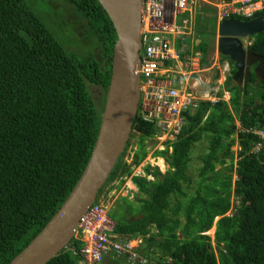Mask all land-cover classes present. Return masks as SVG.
Segmentation results:
<instances>
[{
  "label": "trees",
  "instance_id": "1",
  "mask_svg": "<svg viewBox=\"0 0 264 264\" xmlns=\"http://www.w3.org/2000/svg\"><path fill=\"white\" fill-rule=\"evenodd\" d=\"M260 16L264 9L253 18ZM203 29H196L200 38ZM249 38L247 48L264 57V34ZM116 40L113 24L96 0H0V264H8L43 230L87 167L110 87ZM213 43L203 39L198 49L213 57ZM220 58L235 73L234 63ZM157 64L161 72L170 68L169 61ZM226 88L228 103L199 102L194 111L181 113L176 141L165 142L163 151L151 155L164 160L166 173L149 164L144 168L153 182L132 177L160 133L158 119L142 112L141 93L126 149L95 203L103 200L105 187L123 177L147 197L137 199L136 210L123 199L128 213L135 212L117 223L115 233L127 239L143 236L150 248L160 240L161 258L149 264H264V137L258 134L264 130V78L251 74L244 90L229 78ZM133 139L136 149L127 164L124 157ZM205 140L199 182L187 194L191 154ZM236 143L242 150L234 171ZM257 144L262 146L255 149ZM216 165L222 169L215 171ZM216 219L214 248L205 234ZM82 243L76 237L70 243L73 251H62L47 264H77Z\"/></svg>",
  "mask_w": 264,
  "mask_h": 264
},
{
  "label": "water",
  "instance_id": "2",
  "mask_svg": "<svg viewBox=\"0 0 264 264\" xmlns=\"http://www.w3.org/2000/svg\"><path fill=\"white\" fill-rule=\"evenodd\" d=\"M113 24L117 40L113 66L98 137L90 160L78 183L43 230L8 264H47L70 251L78 223L95 203L118 159L124 153L141 98L143 0H96ZM264 34V16L249 21L226 19L219 27L218 51L235 63L233 82L245 88L249 68L264 73V57L244 50L241 39Z\"/></svg>",
  "mask_w": 264,
  "mask_h": 264
},
{
  "label": "built area",
  "instance_id": "3",
  "mask_svg": "<svg viewBox=\"0 0 264 264\" xmlns=\"http://www.w3.org/2000/svg\"><path fill=\"white\" fill-rule=\"evenodd\" d=\"M195 1L145 0L143 7L139 73L146 81L143 84L141 82L142 112L148 113L150 118L158 119L160 133L155 138L156 143L176 140L183 126L182 111L188 106H194L196 102L189 92L191 90L180 91L156 81L157 77L169 73L159 71L158 61H180L179 51L175 46L178 43L184 47L185 41L192 35ZM169 3L171 10L168 12L166 5ZM217 3L220 21L230 17L250 19L264 7V0H217ZM197 86H200V82ZM212 91L217 92L216 89ZM259 134L264 137L263 132ZM114 228L115 224L106 210L100 205H93L78 223V231L84 239L78 264H104L112 253L117 258L130 256L135 259L133 250L136 245L123 238L120 242H115L110 236L114 234Z\"/></svg>",
  "mask_w": 264,
  "mask_h": 264
},
{
  "label": "rangeland",
  "instance_id": "4",
  "mask_svg": "<svg viewBox=\"0 0 264 264\" xmlns=\"http://www.w3.org/2000/svg\"><path fill=\"white\" fill-rule=\"evenodd\" d=\"M199 1L200 0H196L195 1V4H194L193 8H195L197 10L196 11L197 12V16L200 13V11L205 10V12L202 14L203 18H205L204 22L207 23L208 26H211L209 28V30H213V32H211L210 34L213 35L214 38H215V35H217L216 39H218V32L214 31V28H215L216 25H214V22H213V17H214V13L213 12H215V10L211 7V6H213V7L218 6L217 0H205V1H208L210 3V4H208L209 6L207 4H203V3H201V5L199 6ZM166 9H167L168 12L171 10L170 3L166 5ZM263 9H264V7H263ZM196 28H197V31H198V29H200V28L202 29L203 26L200 23H198ZM196 28H195V30H196ZM189 44H190L189 41L185 42L186 46H188ZM244 44H245V46H247L249 44V38L244 39ZM177 49L182 53L181 46L179 44H177ZM187 51H190V50H187ZM213 51H214V49H213ZM187 54L188 55H192L190 52H188ZM216 55L217 54H215V51H214L213 57L210 59V63L211 64H210L209 71H217L218 72V70H219L218 65L217 64L214 65V61L216 59ZM181 59H182V61L185 64L187 63L186 56L184 54H181ZM220 62L222 64L229 63L227 60H223L221 58H220ZM217 72L215 74H217ZM215 74H213L212 81L215 80L216 82H219V83L222 82V79H219L217 77V75L215 76ZM197 76L199 77V74H197ZM229 77H230V73H229V70H228L227 78H229ZM193 78H195V76ZM164 79H167V78H164ZM249 79H250V77L247 78V81ZM168 81H169V79L166 80L165 82H168ZM212 87H214V86H212ZM242 90H244V89H242ZM93 91H94V94L96 96H98V93H100V91L97 90V89H94ZM210 104H212V103H210ZM187 109H185L184 111H191V112L194 111L191 108H189L188 110ZM184 111H182V113ZM208 116H209V114L207 113L206 117L208 118ZM181 118L183 119L184 116H182ZM136 143H137V139H133L131 141V146L126 151V154H125V157H124V161L127 164H130L131 161H132V154H133L132 150L136 149ZM236 147H237V145H234L233 150H232L233 152L236 150ZM164 148H165V146L162 144V142L161 141H157V143L155 144V147L151 150L150 154L148 155V158H151V155H152V153L154 151H156V150L160 151V150H163ZM255 148L258 149L259 145H256ZM149 149H151V148H148V150ZM241 150H242L241 146H238V150L236 151L237 153L234 156V160H233L234 171L237 168V162H238V159H239L238 158V154H239V151H241ZM169 152H171V151H169ZM205 153H207V141L206 140L201 142V143H199L192 151L191 161L189 163V171L191 172V175H193V177H192V185H191V187L185 189L187 194H193L195 188H197V184L199 182L198 172H199V169L201 168L200 158ZM160 161H162V160L161 159H154V158L147 159L146 161H144L139 167H137V170H140L139 171V176L146 175L144 173V168L148 165V163L152 167H158V169H159L161 174L166 173V171L168 169L167 165L165 164L164 168H163V166L161 167L160 166ZM151 163H153V164H151ZM161 163H163V161ZM228 163H229V161L227 160V164L226 165H228ZM221 169H222V167L220 165H216L215 171H220ZM127 180H129L128 177L118 178L115 181L111 182L107 187H105L104 192L101 193V195H103V200L100 199L101 202H99V203L101 205H103L104 209L107 210V208H108L109 216L117 223H119L121 221V219H123V218L125 220L130 219L133 216L134 212H135V211H133L132 214L128 213V210L124 206L127 203H126V201H123V199H126L129 202L128 204L133 205L132 206V210H136V208L139 206V203H138L137 199L138 198H142V199H146L147 198L145 195L140 194L139 191L135 187H133L132 185H129V187H127V184H128ZM236 180H237V175L233 172L232 181L235 182ZM124 186H125V188H124ZM174 199H176V198H173V200ZM179 200H182V199L179 198ZM231 201H232V205H233V202H235V198L233 196L231 197ZM231 215H232V213H231V210H230V212L227 213L226 216H231ZM171 217H172V215H171ZM183 217H184V214H180L179 213L177 219H179L183 223L184 222V218ZM138 219H141V216H138L137 220ZM218 220L219 219H216L214 221V224L211 227V229L205 234V235H207L210 238V243H211V245L214 248H215V243H214L215 229H216V223H217ZM152 229H153L152 231L155 232V228L152 227ZM155 234H156V232L153 235H155ZM177 234L179 235L178 231L176 232V235ZM116 236H117L116 233L115 234H111V237H116ZM141 237H143V236H141ZM146 238H148V237H146ZM154 241H155V246H152V248H150V246H148V244L146 243V241L144 240V237H143V241L138 246V249H139L140 253L143 254L144 256H146V259H147L148 263L149 262L150 263H154L155 259L157 257L161 258V255H160L161 253L158 250L159 248L157 247V245L161 241L160 240L159 241L154 240ZM147 247H148V251H147Z\"/></svg>",
  "mask_w": 264,
  "mask_h": 264
},
{
  "label": "crops",
  "instance_id": "5",
  "mask_svg": "<svg viewBox=\"0 0 264 264\" xmlns=\"http://www.w3.org/2000/svg\"><path fill=\"white\" fill-rule=\"evenodd\" d=\"M203 4H210L208 1L203 0L202 1ZM201 4H199L200 6ZM209 6V5H208ZM215 12L214 13V17H215V21L214 24L216 25L214 28V31L219 32V21L217 19V6L213 7L211 6ZM197 10L195 9V12ZM205 12V10H203V13ZM211 13V12H210ZM192 16V14H190ZM205 21V18H202ZM203 21H200V24H202ZM197 27V25H196ZM194 27V28H196ZM204 27V32L205 35L203 38H200L199 36H197V33L194 31H191L192 35L189 37V39L187 41H189V45L187 46L188 49L181 47L182 50V54H184L186 56V61L187 63L185 64L182 59L178 62H175L168 70V74L165 76V78H169L168 82H165L166 79H162L161 82H163V84H165V86H170V87H175L177 89H179L180 91H183V89H188L191 90L189 91L190 94L192 95L193 99L196 100L195 105L194 106H188L187 108H191L192 110H195L197 108V105L199 102H207L206 100H208L210 98V96L212 95V91L211 89H214L213 86V74H215V71H209L210 69V59L212 57H209L208 55H205L202 51H200L198 49V47L202 44V40L204 39L205 42L208 43V45H210V41L211 39L213 41H215L213 35H211L210 33L213 32V30H209L208 35L206 34V29L207 27H209L207 25V23H205L203 25ZM197 29V28H196ZM208 40V41H207ZM217 42V41H216ZM218 43V42H217ZM215 51L216 55V59L214 61V65H218V60L220 59V54L218 51V44L216 45V47H213ZM190 50V51H187ZM190 52L192 55H188L187 53ZM191 64V65H190ZM197 74H199V77L197 76ZM204 75V76H203ZM195 76V78H193ZM202 80L200 82V86H197V83ZM195 85V86H194ZM187 87V88H186ZM198 101V102H197ZM187 109V110H188ZM176 141V140H175ZM173 141V142H175ZM170 142V141H167ZM165 143V142H164ZM162 143L164 146L165 144ZM172 143V142H170ZM172 147L169 146L168 150L172 152ZM165 149V148H164ZM163 149V150H164ZM160 150V151H163ZM169 152V153H171ZM162 160V159H161ZM163 164L165 167V162L164 160ZM168 168V166H167ZM168 170V169H167ZM139 171L140 170H134L132 177H136L139 176ZM142 177H145L147 179V181L153 182V177L152 176H147L144 175ZM127 187H129V185H132L133 187H135L138 190V187L132 183L131 179L129 178V180H127ZM130 183V184H129ZM125 188V186H124ZM124 219V218H123ZM117 237V236H116ZM115 237V240H117ZM136 239V238H135ZM134 245H136V247L138 246V242L134 243ZM139 253V249L137 251ZM141 254V253H139ZM143 255V254H141ZM140 261L143 262L144 264H147V260L145 258V256H141ZM119 262V261H118ZM112 264L111 260H110V256L108 258L105 259V263L104 264ZM119 263L121 264H125L124 261H120Z\"/></svg>",
  "mask_w": 264,
  "mask_h": 264
},
{
  "label": "clouds",
  "instance_id": "6",
  "mask_svg": "<svg viewBox=\"0 0 264 264\" xmlns=\"http://www.w3.org/2000/svg\"><path fill=\"white\" fill-rule=\"evenodd\" d=\"M201 4V3H200ZM144 5H145V0H143V7H144ZM200 13L201 14H203V11H200ZM200 13L198 14V16H197V12H195V15H194V17H193V21H192V31H194V32H196V30H195V28L194 27H196V25L198 24V19H197V17H199L200 16ZM201 18H203V16L201 15ZM142 19H143V8H142ZM217 19H218V16H217ZM226 19H236L235 17H230V18H226ZM226 19H224V20H222V21H220L219 19H218V21H219V25H218V27H220V25L222 24V22L223 21H225ZM238 19H240L241 21H244V20H242V18H238ZM254 19V18H253ZM202 21L204 22V20L202 19ZM205 23V22H204ZM219 30V29H218ZM244 39H246V38H244ZM244 39L242 38L241 39V42H242V46H243V49L246 51L247 50V46H250L251 45V42H249V44L247 45V46H245V44H244ZM251 39L249 38V41H250ZM186 42V41H185ZM181 47H183V46H181ZM184 48H186V49H188V47L186 46V45H184ZM175 49L176 50H178L177 49V45L175 46ZM249 50V49H248ZM247 50V51H248ZM179 51V50H178ZM251 51V50H250ZM181 52L179 51V55H180V60H181ZM221 55V54H220ZM255 55V54H254ZM222 56V55H221ZM224 57V56H223ZM230 60V59H229ZM174 63H170V65H169V67H171L172 65H173ZM218 64H219V70H218V72L217 71H215V73L217 72V74H215V76L217 75V77L219 78V79H222V82H216L215 80H213V88L214 89H216L217 90V92L216 93H214L213 91H212V89H211V91H212V95L210 96V98L208 99V100H206L207 102H210V103H212V104H215V103H217V102H219V101H224V102H229V100H230V93L228 92V90H227V88H226V86H227V81H228V79L229 78H231V83H232V85H235V86H237L234 82H233V76L235 75V73H236V67H235V63H234V67H235V73H232L231 74V69H230V63H226V64H222L221 62H220V59L218 60ZM255 65H253V66H251L250 68H249V70L252 68V67H254ZM228 70H229V73H230V77L229 78H227V72H228ZM256 75V74H255ZM248 77H250V72H249V75H248ZM257 77V76H256ZM255 77V78H256ZM260 77H262L261 79H263L264 78V74H262V76H260ZM259 77V78H260ZM202 80H200L199 82H201ZM248 82V81H247ZM202 83V82H201ZM246 86H247V83H246V85H245V88L243 87V88H239L238 86V88L239 89H246ZM227 96V97H226ZM198 102V101H197ZM259 131V133L260 132H263L264 133V130H258ZM258 133V134H259ZM260 135V134H259ZM155 143H156V141H155ZM235 145H237V143L235 144ZM257 145H259V148L262 146V145H260V144H257ZM239 146V145H238ZM238 146L236 147V150L234 151V153H235V155H236V151L238 150ZM258 148V149H259ZM256 149V148H255ZM232 150H233V148H232ZM165 174V173H164ZM153 181H154V179H153ZM73 190V189H72ZM67 199V198H66ZM93 205H100V206H102L103 207V205H101L100 203H94ZM92 205V206H93ZM91 206V207H92ZM90 207V208H91ZM106 210V209H105ZM106 212H107V214H108V217L114 222V224H115V228H116V225H117V222H115L110 216H109V212H108V208H107V210H106ZM115 228H114V234H115ZM111 236V235H110ZM76 237H78V238H81V240H82V242L84 241V239L81 237V235H80V233H79V231L77 230V233H76ZM75 237V238H76ZM74 238V239H75ZM115 242H120V239H122V238H119L118 236L116 237V239L117 240H115V237H111ZM136 238V239H135ZM135 238H130V239H127L126 237H123V239H126V240H128V241H130V242H133V244L134 243H136V242H138V246H139V244L143 241V237H141V236H137V237H135ZM83 244V243H82ZM138 246L136 247V248H134V250H133V254H134V256L136 257L135 259H132L130 256H122V257H116L115 256V254H111V255H109L110 256V260H113V259H115V260H119V261H124L125 262V264H144L143 262H141L140 261V258H141V256H143V255H141V254H139L140 253V251H139V253L137 252L138 251ZM70 249H72L71 247H70ZM67 251V250H66ZM65 251V252H66ZM70 251H72V250H70ZM108 256V257H109ZM79 257H80V254H79V256H78V262H79ZM107 257V258H108ZM145 258H146V256H145ZM147 260V259H146ZM78 262H77V264H78ZM147 264H149L148 262H147Z\"/></svg>",
  "mask_w": 264,
  "mask_h": 264
},
{
  "label": "flooded vegetation",
  "instance_id": "7",
  "mask_svg": "<svg viewBox=\"0 0 264 264\" xmlns=\"http://www.w3.org/2000/svg\"><path fill=\"white\" fill-rule=\"evenodd\" d=\"M217 38V35H215V42H214V46L213 47H216V45L218 44L217 42H218V40L220 39V36H219V32H218V39H216ZM217 41V42H216ZM249 42H252L251 40L249 41ZM247 50H248V48H247ZM220 57H221V55H219ZM259 57V56H258ZM260 57H262V56H260ZM230 67V69L232 70V66L230 65L229 66ZM256 67H257V65H255L254 67H252L250 70H249V72H250V75L251 74H253L255 77H256V75H255V69H256ZM264 74V73H263ZM262 77H256V79L257 80H262L261 79Z\"/></svg>",
  "mask_w": 264,
  "mask_h": 264
},
{
  "label": "bare ground",
  "instance_id": "8",
  "mask_svg": "<svg viewBox=\"0 0 264 264\" xmlns=\"http://www.w3.org/2000/svg\"><path fill=\"white\" fill-rule=\"evenodd\" d=\"M162 161H160V166L162 167L163 166V168H164V165H163V163H161Z\"/></svg>",
  "mask_w": 264,
  "mask_h": 264
}]
</instances>
